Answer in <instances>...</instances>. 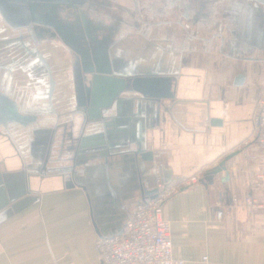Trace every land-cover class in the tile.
Returning <instances> with one entry per match:
<instances>
[{
    "label": "crops",
    "instance_id": "obj_1",
    "mask_svg": "<svg viewBox=\"0 0 264 264\" xmlns=\"http://www.w3.org/2000/svg\"><path fill=\"white\" fill-rule=\"evenodd\" d=\"M219 12L190 22L200 38L223 26L224 42L218 37L203 45L196 38L183 51L180 98L166 102L160 124L146 129L145 146L167 170L168 183L198 176L164 204L175 258L264 264V210L243 203L261 193L250 188V176L264 168L253 123L264 89V12L256 7L252 24L247 12H234L235 22ZM239 74L244 83L235 85ZM234 151L226 162L228 181H221L222 172L206 182L204 172ZM27 155L0 129V264H102L96 241L119 233L135 203L149 199L142 198L133 156L110 157L107 168L97 158L83 181L68 187L62 174L29 173ZM217 210H223L220 219Z\"/></svg>",
    "mask_w": 264,
    "mask_h": 264
},
{
    "label": "flooded vegetation",
    "instance_id": "obj_2",
    "mask_svg": "<svg viewBox=\"0 0 264 264\" xmlns=\"http://www.w3.org/2000/svg\"><path fill=\"white\" fill-rule=\"evenodd\" d=\"M256 5V0H0V96L32 118L24 126L0 129L28 153L26 166L46 172L37 153L46 147L49 130L60 134L62 126L76 130L82 124L75 105L87 97L94 76L158 69L168 41L182 59L200 38L190 22H207L220 10L235 22L240 10L251 15L252 24ZM223 29L200 42L209 45L221 37L223 43ZM123 77L128 83L130 76ZM65 153L62 148L58 156Z\"/></svg>",
    "mask_w": 264,
    "mask_h": 264
},
{
    "label": "water",
    "instance_id": "obj_3",
    "mask_svg": "<svg viewBox=\"0 0 264 264\" xmlns=\"http://www.w3.org/2000/svg\"><path fill=\"white\" fill-rule=\"evenodd\" d=\"M256 3L264 12V0H256ZM164 47L161 67L158 69L94 76L87 89V97L74 104L80 110L75 115L82 124H78L76 130L73 126L68 127L69 130L62 126L60 134L56 129L49 130L44 143L46 147L40 148L37 153V160L42 159L43 171L70 175L65 184L73 187L79 185L84 174L93 169L92 165L97 158H103L104 168H107L110 165L108 158L126 153L133 156L143 199L155 197L159 184H168L167 170L159 164L154 152L145 146L146 129H154L160 124L162 109L169 108L166 102H174L180 98L177 88L184 78L180 75L181 53L173 51L169 41L165 42ZM123 76H130L128 83H125ZM244 80V75L239 74L235 77L234 84L242 85ZM128 94L131 97H125ZM136 94L142 96L143 100H136ZM31 119L21 114L16 103L8 96H0L1 127L6 128L11 124L24 126ZM210 122L214 125L221 124L220 119H211ZM60 148H65L64 157L58 156ZM237 152L226 155L217 165L206 170L204 180L212 184L215 176L225 172L220 179L222 182L228 181L226 162ZM51 163L63 165L48 167ZM27 168L29 173H42L39 169H31L30 166Z\"/></svg>",
    "mask_w": 264,
    "mask_h": 264
},
{
    "label": "built area",
    "instance_id": "obj_4",
    "mask_svg": "<svg viewBox=\"0 0 264 264\" xmlns=\"http://www.w3.org/2000/svg\"><path fill=\"white\" fill-rule=\"evenodd\" d=\"M253 123L256 139L264 148V89L256 103ZM197 181L198 176L193 175L167 185L159 184L155 197L135 203L132 214L119 233L96 241L101 263L186 264L184 259L173 256L171 221L165 216L163 208L174 193ZM250 188L261 193L256 197L246 196L244 205L249 209L264 210V168L250 176ZM222 215L223 210H217L216 218L220 219Z\"/></svg>",
    "mask_w": 264,
    "mask_h": 264
}]
</instances>
